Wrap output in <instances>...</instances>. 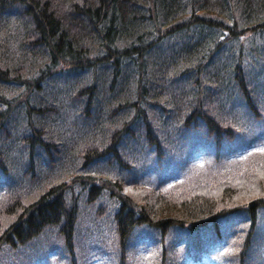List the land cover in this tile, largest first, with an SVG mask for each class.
Returning a JSON list of instances; mask_svg holds the SVG:
<instances>
[{
	"label": "trees",
	"instance_id": "trees-1",
	"mask_svg": "<svg viewBox=\"0 0 264 264\" xmlns=\"http://www.w3.org/2000/svg\"><path fill=\"white\" fill-rule=\"evenodd\" d=\"M71 1L0 0V205L18 204L0 250L51 231L74 264L80 209L104 207L121 245L94 248L118 264L142 229L167 238L158 264L181 239L189 258L220 262L228 247L252 264L264 248V153H249L264 149V0Z\"/></svg>",
	"mask_w": 264,
	"mask_h": 264
},
{
	"label": "rangeland",
	"instance_id": "rangeland-1",
	"mask_svg": "<svg viewBox=\"0 0 264 264\" xmlns=\"http://www.w3.org/2000/svg\"><path fill=\"white\" fill-rule=\"evenodd\" d=\"M77 1L78 0H72L71 2H77ZM66 12H67L66 8L63 7V9H61V14H64ZM75 26L76 24H74L73 22L70 25V27L72 28H74ZM242 109L243 107L240 106L239 111L235 113L241 115ZM244 127L246 128L247 126ZM233 140L237 141L238 139L235 138ZM255 141H257L258 143H264V136L255 137ZM186 142H188L187 143L188 145H194V143L191 141H186ZM198 152H200L199 159H201L203 156V152L200 149L198 150ZM249 153L254 157H258L259 155H261V153H264V149L253 148L249 151ZM236 154L237 153L231 152L229 153L228 156L224 157V160H226L227 162L231 161L232 164H237V161L234 158L236 157ZM209 155H210L209 156L210 159H212L210 161H213L214 153H210ZM207 164L209 163L207 162ZM209 165H211L215 169H219L224 165V162H221L220 160ZM202 171H205V169H202ZM220 175L223 176V173L221 172ZM222 178L224 177H219L218 181ZM210 184H212L211 186H214L218 183L217 181H212ZM128 191L130 196L136 194V197L142 196L146 192L143 189V187L140 188L137 186L128 187ZM239 196L233 195L231 197V200L228 201V203L229 204L239 203L240 201L244 200L242 199L244 198V196L241 197ZM8 204L9 205L7 206L5 204L0 205V211H4V213L8 212L6 213V215L2 213L3 216L2 219L0 218V224H4L6 221H8V219L12 221L16 216L15 206H17L18 204L13 199H10L8 201ZM77 222L79 224V229H80L79 233L84 235L81 238L77 236L73 237V242L75 244L74 264H118L117 259L114 260L113 256L110 258L109 255L106 256V254L102 253L101 250H99L98 248H94L97 247L98 245L104 248L105 243L110 245L115 243L117 244L116 250L118 248L120 249L121 244L117 242V235L115 231H113V224L109 218V211L105 210L104 207L93 211H88L85 208H81L77 218ZM104 230L108 234L107 240L102 235L104 233L103 232ZM142 230L145 232L149 231V233H146V236H144L145 233H139L136 239L130 237L129 240L127 241L128 245L122 243L124 249L123 252L124 262H122V264H158L159 263L158 262L160 259L159 244L162 241H164V239L167 238L160 237L158 234L152 236L153 232H151V230H146V229H142ZM88 232H91L92 234L91 236L94 239H97L92 242L87 240L88 245L92 247L90 249L87 248V245L85 243L86 242L85 237L87 238ZM142 237L143 239H141ZM201 238L204 237L201 236ZM183 241L184 240L181 239V247L179 248V251L174 254V258L171 260L170 264H182L181 260L186 262V264H237V261H235V258H232V254L230 253L231 248L228 247L224 248L223 250L224 258L220 262H218V259H216L215 254L212 255V258H210L208 255L201 256V258L199 259L193 257L189 258L188 257L189 251L183 248L184 245ZM18 242L20 241L14 243L15 244L14 246H12L11 243L8 242L1 246V250H0L1 253L0 257L2 258L1 264H71L70 255L67 254L61 236L57 237L54 232L46 231L43 234L39 235L38 237L29 240L26 244H23L22 242L20 243ZM249 256L254 259V262L252 264H254L255 261L264 263V248L262 247L261 249H258V251L255 252V254L251 253ZM179 258L181 260L177 261L179 260ZM164 264H168V262H164Z\"/></svg>",
	"mask_w": 264,
	"mask_h": 264
}]
</instances>
